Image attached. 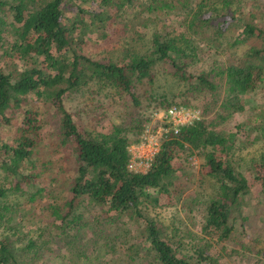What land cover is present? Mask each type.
<instances>
[{
	"label": "trees",
	"instance_id": "trees-1",
	"mask_svg": "<svg viewBox=\"0 0 264 264\" xmlns=\"http://www.w3.org/2000/svg\"><path fill=\"white\" fill-rule=\"evenodd\" d=\"M64 1L0 0V58L9 68L13 67L0 68V170L4 174L0 199L11 194L25 195L30 189L46 195L43 205H33L32 210L19 213V221L18 215H8L9 205L0 206V226L12 230L0 239V264H28L24 252L39 247L37 233L51 236L52 241L74 238L69 227L84 201L139 221L143 246L153 264H202L209 257L185 253L183 243L169 237L166 228L144 206L153 198L150 189L169 192L177 174L174 160L178 153L200 148L207 150V174L219 184L206 202V234L230 238L246 199L254 195L256 188L264 200V156L253 164L251 175L244 174L232 153L235 140L219 129L244 110V95L264 81V0H68L73 4L80 1L77 13L71 17L66 15ZM95 1L100 11L82 7L83 3ZM247 3L256 10L241 20L237 12ZM136 8L152 17L187 12L189 22L185 29L195 36L206 35L211 45L239 48L251 38L259 39L260 44L249 45L240 55L235 53L228 64L197 74L189 69L202 53L199 47L192 46L194 37L184 34L158 33L149 53L132 54L127 49L126 63L93 59L83 53L89 40L107 39L110 24ZM232 32L235 35L229 38ZM161 71L187 83L193 93L209 91L206 110L214 113V118L208 124L201 120L181 126L177 133L172 130L150 168L146 172L134 171L129 168L130 135H139L143 130L144 102L159 101L165 107L174 104L165 98L158 100L155 94L157 74ZM73 95L84 96V114H98L99 122L115 114L119 122L113 121L106 132L84 130L79 115L67 107V99ZM51 110L55 111L52 135L56 141L69 145L76 166L67 197L48 191L47 187L37 188L53 163L42 155L47 142L46 117ZM16 117L20 125L9 142L3 139L2 131L13 126ZM261 119L264 114L256 115L249 130L264 137ZM62 146L56 142L55 153H61ZM81 212L86 215L84 210ZM44 218L46 226L37 228L36 222ZM28 225L36 229H26ZM31 231L35 232V239Z\"/></svg>",
	"mask_w": 264,
	"mask_h": 264
},
{
	"label": "rangeland",
	"instance_id": "rangeland-1",
	"mask_svg": "<svg viewBox=\"0 0 264 264\" xmlns=\"http://www.w3.org/2000/svg\"><path fill=\"white\" fill-rule=\"evenodd\" d=\"M200 0H196L198 3ZM250 1V0H249ZM263 1V0H262ZM84 2V1H83ZM64 1L63 7L68 17L74 16L78 11V4ZM195 3V4H196ZM83 8L100 11L98 2L83 3ZM196 7V6H195ZM241 9V8H240ZM256 10L251 3H247L243 10H238L241 20L249 17V12ZM258 13H260L258 11ZM187 12L177 11L172 16H156L146 13L142 8L129 10L127 13L110 24L107 39L93 38L83 46V53L93 59H104L118 63L127 62L126 50L130 53H149L152 49L153 37L158 34L173 33L194 37L192 46L199 47L200 60L189 70L192 73L212 71L223 63H230L234 54L240 55L247 47L259 45V39H249L239 48H231L230 44L211 45L208 37L195 36L189 32V19ZM185 23L186 26H183ZM190 29V28H189ZM192 31V30H191ZM235 33H231L234 36ZM226 50V51H224ZM222 51V52H220ZM0 68L13 69L0 58ZM155 94L158 100L165 98L173 102L171 106H160L159 101L146 100L141 110L145 120L143 130L139 135L131 134L129 148L134 151V171L146 172L156 152L160 150L161 143L172 131L166 111L172 106H183L193 109L199 118L206 124L214 118V113L207 112L206 105L211 97L209 91L196 92L182 81H178L169 72L161 71L157 74ZM246 105L244 110L236 113L229 121L220 126L225 135L231 136L235 143L232 153L240 171L251 175L254 163L259 162L264 156V137L261 133L250 131L256 115L264 114V81L255 89L244 95ZM67 107L79 115V122L84 130L109 131L113 121L119 122L114 114L98 121V114H84V96L75 95L67 99ZM55 111H49L46 119L49 123L44 128L47 141L43 146V158L51 160V169L43 175L40 187H47L60 196H70L69 184L76 172L75 162L71 159V149L53 134ZM264 119H261V122ZM13 126H7L2 131V137L12 141L20 125L18 117L13 121ZM149 138H154L150 143ZM146 139V140H145ZM56 142L62 143L61 153H55ZM203 148L191 151H181L174 160L177 168L174 184L169 192L150 189L152 200L146 203L144 209L166 228L169 237L181 241L185 253L196 257L203 253L208 260L202 264H264V200L260 199L259 188L254 190V195L246 199L243 214L239 217L234 234L227 239L217 238L206 234L203 230L204 211L206 202L215 194L219 184L207 172L209 167L205 164ZM63 155V157H62ZM219 156L226 158L218 152ZM132 157V158H133ZM4 174L0 170V180ZM41 195H44L42 198ZM46 195L37 189H30L25 195L11 194L6 199H0V206L9 205V216H17V221L31 206L44 204ZM33 200L31 201V199ZM30 200V201H29ZM84 210V215L81 210ZM39 210V209H37ZM77 218L71 221L74 238L62 241H52L49 235L39 236V247L31 252H24L28 264H153L152 257L143 246L144 235L141 223L126 216H119L107 211L105 207L89 201L81 203L76 211ZM46 218L36 222L37 228L46 226ZM26 229L35 230L28 227ZM12 231V230H11ZM8 227L0 226V239L12 233ZM30 234L35 239V232ZM16 238V237H15ZM27 242V241H25ZM21 246V244H19Z\"/></svg>",
	"mask_w": 264,
	"mask_h": 264
},
{
	"label": "built area",
	"instance_id": "built-area-1",
	"mask_svg": "<svg viewBox=\"0 0 264 264\" xmlns=\"http://www.w3.org/2000/svg\"><path fill=\"white\" fill-rule=\"evenodd\" d=\"M166 117L168 118L170 125H172V130H174L176 133L179 131L181 126L193 124L199 118L196 111H194L193 109L183 107V106H172V107H170L166 111ZM148 140H150V143H154L153 142L154 138H149ZM154 144H157V142ZM129 151L131 153V160L129 163V168L131 170H133V168L135 166V164H134L135 160L133 157L134 151H132L131 148H129ZM134 156L136 157V155H134Z\"/></svg>",
	"mask_w": 264,
	"mask_h": 264
}]
</instances>
